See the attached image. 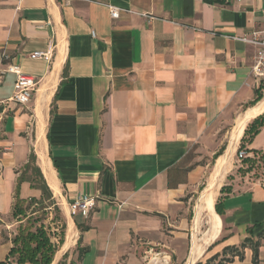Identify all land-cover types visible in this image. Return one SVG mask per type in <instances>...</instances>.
Wrapping results in <instances>:
<instances>
[{"label":"crops","instance_id":"crops-1","mask_svg":"<svg viewBox=\"0 0 264 264\" xmlns=\"http://www.w3.org/2000/svg\"><path fill=\"white\" fill-rule=\"evenodd\" d=\"M108 4L133 12L114 19ZM254 30L264 0H0V101L13 93L6 63L39 79L27 104H0V262L30 264L8 253L31 151L64 222L51 264L204 263L264 229V125L245 133L264 115V89L250 104L264 81L254 48L232 38ZM48 48L50 60L29 57ZM18 196L41 191L23 180ZM82 196L94 205L71 214ZM243 256L227 264H252Z\"/></svg>","mask_w":264,"mask_h":264},{"label":"trees","instance_id":"trees-1","mask_svg":"<svg viewBox=\"0 0 264 264\" xmlns=\"http://www.w3.org/2000/svg\"><path fill=\"white\" fill-rule=\"evenodd\" d=\"M264 89V82H262L254 91V99L250 104H254L258 99L262 97L261 91ZM264 125V115L256 117L248 129L245 131L248 134L247 139L251 138L258 132L259 128ZM243 139V138H242ZM245 139V138H244ZM242 147V145L240 146ZM220 151H217L216 156ZM32 171L33 177L29 176ZM23 180H28L32 187L38 188L41 191V197L39 199L22 200L18 196L19 184ZM223 189V188H222ZM47 193H51L48 186L45 183L43 176L39 168L35 165V155L31 151L29 154V160L25 164L23 171L17 178V185L15 188V202L12 209V216L18 217L19 224L16 228V233L11 238L12 246L9 250L8 256L16 263L30 264H51L56 247L51 242L49 234L43 227L42 223L36 224L39 219H31V214L26 213V206L23 205L28 202L41 201L43 196ZM215 210L217 213L222 214V208L219 201L215 203ZM24 223V224H23ZM261 239H264V229H261L255 237L247 236L239 246L230 245L223 248L221 253L207 259L204 263L197 262L195 264H213L218 258L216 264H227L238 256L240 260L244 258L243 253L245 248L252 250V264L259 263L258 248L261 243ZM9 261L0 262V264H9Z\"/></svg>","mask_w":264,"mask_h":264},{"label":"built area","instance_id":"built-area-1","mask_svg":"<svg viewBox=\"0 0 264 264\" xmlns=\"http://www.w3.org/2000/svg\"><path fill=\"white\" fill-rule=\"evenodd\" d=\"M107 7L110 12V16L114 19L119 17L121 11H125L128 13L133 12L130 9L122 7L118 8L110 4H108ZM141 15L147 18L148 20L155 19L153 15ZM232 38L237 41H243L244 43L249 44L254 48L255 52L252 57L250 74L255 80L264 81V30H254V32H251L250 34L233 36ZM29 57L32 59L50 60L51 49L48 48L47 50H37L30 52ZM7 58L8 55L3 52L1 61L6 60ZM3 70L14 73L15 80L12 95L7 100H1L0 104H3L7 101H12L19 105L27 104L30 101L34 91L37 89L39 79L35 76L23 72L19 66L12 63H6L5 68ZM236 154L238 159H242L244 156H246V153L243 149H238ZM93 205L94 202L91 198H88L87 196L76 198L70 204V213L76 214L77 212H80L82 213V215H87Z\"/></svg>","mask_w":264,"mask_h":264},{"label":"rangeland","instance_id":"rangeland-1","mask_svg":"<svg viewBox=\"0 0 264 264\" xmlns=\"http://www.w3.org/2000/svg\"><path fill=\"white\" fill-rule=\"evenodd\" d=\"M221 146H223V144ZM221 150L222 149H219L218 151ZM208 159L210 160L211 158L208 157ZM29 172H30L29 176L33 177L34 174L32 173V171L29 170ZM42 199L43 200L41 201L28 202L23 205H25L27 208L26 213L31 214L32 220L34 218L39 219V221L36 224L42 223L43 227L46 229V231L49 234V238L51 242L56 247L58 241L60 242L62 236H64L65 233L64 222L61 217L60 206L57 204V201L53 198L51 193H47L45 196H43ZM12 218L18 220V217L12 216ZM14 233H16V229ZM217 261L218 258L216 259V261L213 262V264H216Z\"/></svg>","mask_w":264,"mask_h":264},{"label":"bare ground","instance_id":"bare-ground-1","mask_svg":"<svg viewBox=\"0 0 264 264\" xmlns=\"http://www.w3.org/2000/svg\"><path fill=\"white\" fill-rule=\"evenodd\" d=\"M46 96H47V95H46ZM260 105H261V104H260ZM260 105H257L255 108H252L250 111H248L247 114H246V116L248 117V116H251L252 114L256 113V111L259 110ZM261 106H263V105H261ZM245 121H246V119H241L240 121L237 122L238 125H237V129H236V131H235V134L233 135L234 137H238V136L241 134L242 129H243L244 126H245ZM37 145H38V149H39L38 152H39L41 158H43V153H42V134H41V132H39V135H38V142H37ZM233 150H234V149H233ZM219 162H220V161H219ZM54 191H55V188H54ZM212 200H213V199H212L210 196H207V197H206V199H205V204H206V206H207L208 208L211 207V205H212V203H213ZM212 220H213V225H212L211 228H213V229H212L211 237L215 236L216 231H217V229L219 228V227H218V226H219V217H218L217 215H213ZM211 224H212V223H211Z\"/></svg>","mask_w":264,"mask_h":264}]
</instances>
